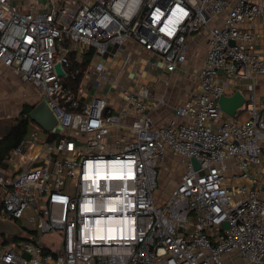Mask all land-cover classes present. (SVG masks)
<instances>
[{"label":"built area","instance_id":"obj_1","mask_svg":"<svg viewBox=\"0 0 264 264\" xmlns=\"http://www.w3.org/2000/svg\"><path fill=\"white\" fill-rule=\"evenodd\" d=\"M259 18L264 0H0V63L48 99L58 128H32L0 167V218L34 232L3 236L0 264H264V49L246 28ZM196 35L208 43L196 87L171 106ZM88 55L73 91L64 81ZM236 91L231 118L219 101ZM169 153L182 175L157 198Z\"/></svg>","mask_w":264,"mask_h":264},{"label":"crops","instance_id":"obj_2","mask_svg":"<svg viewBox=\"0 0 264 264\" xmlns=\"http://www.w3.org/2000/svg\"><path fill=\"white\" fill-rule=\"evenodd\" d=\"M14 4H22L23 0H12ZM250 31L253 32L255 36V46L257 49H264V19L259 18L251 24L246 26ZM207 37L205 35H201L198 37H194L191 41V53L193 54L190 58V67L195 70L202 65V62L205 58V54L207 51ZM198 57V58H197ZM197 60V62H194ZM194 64L195 66L194 68ZM151 77V76H150ZM175 79V78H174ZM21 86L20 88L18 86ZM31 89V90H29ZM16 91V96L22 98L23 96L26 98L25 103L16 104L15 102H10L8 105L3 103L2 100L10 98L11 95ZM19 91V94H18ZM103 95L108 94V88H106L103 92ZM23 95V96H22ZM257 96L258 100L263 103L264 101V76H259L257 78ZM182 97L176 96L173 92L169 95V101L173 104H180L183 101ZM175 99L176 102L172 100ZM179 99V100H178ZM40 98L38 95L37 89L31 85L21 81V79L16 76L12 70L6 68L4 65L0 63V140L8 137L11 132L13 125L15 124V119L21 113L23 106L28 104L30 106H35L40 102ZM15 103V104H14ZM172 112L170 110H164L159 114V120L162 122L167 121L169 117H171ZM224 264H247L243 258L234 253L225 258Z\"/></svg>","mask_w":264,"mask_h":264},{"label":"rangeland","instance_id":"obj_3","mask_svg":"<svg viewBox=\"0 0 264 264\" xmlns=\"http://www.w3.org/2000/svg\"><path fill=\"white\" fill-rule=\"evenodd\" d=\"M198 36H201V35H196L195 37H198ZM190 60H191V58H190ZM190 60L184 65L183 69H181V71L179 73H176L174 75L175 79L173 78L172 85H171V87H172L171 92H173L176 96L178 95L179 97H182L181 99H183V101L187 99V95L189 94L190 90L195 89V87H196L195 76L193 74H191L194 70L191 69V67H190V65H191ZM194 62H197V60H194ZM193 66L195 68V66H197V65L194 64ZM160 67H162V66H160ZM185 70H190V71L187 74L185 72ZM149 74H152L153 76H155L157 78H160L162 83H165L167 80H169L170 76H171L170 74L164 73L158 69H154V70L149 71ZM115 76H118L117 70H113L110 74V77H115ZM135 77H136L135 73L131 75V79H134ZM146 78H149V76H146ZM27 84H29V83H27ZM126 85H129V84H126ZM18 87L20 88L21 86L19 85ZM107 88H108V94H111L110 97L115 98L114 93L116 91H115V88L112 89L111 83H109L107 85ZM29 90H31V89H29ZM95 91H96V88L93 87V88L89 89V94H93V93H95ZM16 94L17 93L15 91L11 95L10 98L4 99V100H2V102L6 103L7 105L10 102H15L16 104H18L19 101H20V103L26 102V100H25L26 98L23 95H22L23 97L20 98V97H17ZM18 94H19V91H18ZM168 101H169V99H168ZM172 101L176 102L175 99H173ZM169 103H170V101H169ZM170 105L173 106V105H177V104L170 103ZM31 126H32V128L39 131L41 135L46 134V132H44L42 130V128L40 126H38L35 122L32 121ZM166 167H167V169L166 170L163 169V171L160 175V177H161L160 178L161 179L160 180V186H159V189L156 191V197L157 198L167 197V195H169V193L173 190V188H175L177 186V184L179 183V180L181 178V175H182L183 166L181 165V159L172 153H169L167 156ZM59 243H60V239H59V236L57 234H46V235H44V237L42 239L43 245L52 247L54 249L58 248Z\"/></svg>","mask_w":264,"mask_h":264},{"label":"water","instance_id":"obj_4","mask_svg":"<svg viewBox=\"0 0 264 264\" xmlns=\"http://www.w3.org/2000/svg\"><path fill=\"white\" fill-rule=\"evenodd\" d=\"M55 70L58 76L66 78L67 74L64 72L61 63L55 65ZM245 102V97L240 91H236L233 95L223 96L220 98L221 110L229 117L233 118L236 116L238 109H240ZM30 119L42 128L45 132H50L53 129L58 132L57 119L50 107L48 106V99L44 97L30 112ZM192 163L195 169H199L200 165L195 159H192ZM1 201V198H0ZM5 236L7 239H24L26 233L16 224L0 218V242L2 237ZM28 258L27 255H25Z\"/></svg>","mask_w":264,"mask_h":264},{"label":"trees","instance_id":"obj_5","mask_svg":"<svg viewBox=\"0 0 264 264\" xmlns=\"http://www.w3.org/2000/svg\"><path fill=\"white\" fill-rule=\"evenodd\" d=\"M91 60V55L83 57L81 61H74L72 62L71 70L79 69L81 71L80 75L76 79H72L71 76L67 78L64 83L67 87L72 89L73 91H77L81 81L83 79V71L86 69L89 61ZM36 106V105H35ZM35 106H30L25 104L19 116L15 119V124L13 125L11 134L0 140V167L5 166V160L7 159L10 152L19 145V143L26 138L31 130H32V120L29 117L30 112L33 110ZM49 137L51 139H56L55 135L49 133ZM26 230L27 234L24 239H7L5 236L3 237L5 243H12V242H28L32 241L33 239H29V235L33 234V231H29L27 228H23Z\"/></svg>","mask_w":264,"mask_h":264},{"label":"bare ground","instance_id":"obj_6","mask_svg":"<svg viewBox=\"0 0 264 264\" xmlns=\"http://www.w3.org/2000/svg\"><path fill=\"white\" fill-rule=\"evenodd\" d=\"M142 80H143V81L145 80L144 77L142 78Z\"/></svg>","mask_w":264,"mask_h":264}]
</instances>
